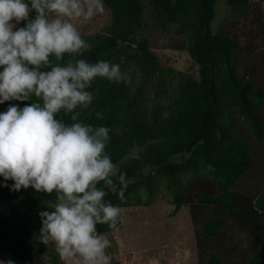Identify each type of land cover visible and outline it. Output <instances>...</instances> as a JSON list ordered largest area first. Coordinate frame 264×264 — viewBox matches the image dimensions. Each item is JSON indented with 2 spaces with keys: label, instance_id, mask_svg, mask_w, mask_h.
Here are the masks:
<instances>
[{
  "label": "trees",
  "instance_id": "16d2710c",
  "mask_svg": "<svg viewBox=\"0 0 264 264\" xmlns=\"http://www.w3.org/2000/svg\"><path fill=\"white\" fill-rule=\"evenodd\" d=\"M102 1L110 24L104 32L81 36L93 48L78 58L119 64L131 78L130 84L95 78L88 89L95 99L80 118L111 129L105 151L126 173L123 198L117 185L105 200L120 208L134 205L135 198L142 204L139 191L152 196L162 182L174 210L188 206L198 264H264V47L254 49L245 33L241 42L234 25L247 22L254 4V20L262 23L256 32L264 34L259 5L264 0H226L227 27L217 31L211 26L216 0H148L160 29L173 28L182 36L175 47L188 53L195 74L162 65L149 39L140 35L143 0ZM242 54L250 58L240 71ZM68 59L66 54L61 63ZM34 101L5 102L0 112L9 103L23 107ZM57 118L72 122L70 115ZM13 183L0 176V254L15 264H38L35 254L65 264L49 244L39 242V212L49 210L55 193L31 187L13 191ZM120 223L119 217L116 227ZM115 228L97 225L100 233Z\"/></svg>",
  "mask_w": 264,
  "mask_h": 264
},
{
  "label": "clouds",
  "instance_id": "9594fccd",
  "mask_svg": "<svg viewBox=\"0 0 264 264\" xmlns=\"http://www.w3.org/2000/svg\"><path fill=\"white\" fill-rule=\"evenodd\" d=\"M103 11L102 0H0V104L35 98L0 112V176L13 191L55 193L39 212V242L53 244L65 264H111V242L97 225L116 227L122 209L105 197L119 185L122 199L128 183L105 151L111 129L80 119L95 99L88 91L95 78L131 83L119 64L78 58L93 44L76 22Z\"/></svg>",
  "mask_w": 264,
  "mask_h": 264
},
{
  "label": "rangeland",
  "instance_id": "374dc122",
  "mask_svg": "<svg viewBox=\"0 0 264 264\" xmlns=\"http://www.w3.org/2000/svg\"><path fill=\"white\" fill-rule=\"evenodd\" d=\"M142 3L145 7V27L140 35L149 39L150 46L160 63L175 70L195 74L196 66L188 53L184 49L175 47L182 41V36H177L173 28L161 30L148 0H143ZM103 5V13H98L86 22H76L81 36H92L107 29L111 13L104 2ZM259 5L264 20V1ZM215 8L216 16L211 23L213 31L224 28L225 19L230 15V7L226 0H216ZM256 17V6L252 4L247 22L242 25V20L239 19L234 25L241 35L240 41L243 42L242 36L245 33L248 40L252 39L254 49L257 50L264 47V34L256 32V27L260 28L262 24L260 20H254ZM247 29L253 35L249 36ZM249 58L250 56L246 54L240 56L238 61L240 71L247 66ZM256 148H260V145ZM247 181L249 179L245 178L244 182ZM171 197L170 192L161 182L152 196H148L143 189L139 191L138 198L145 203L136 205L135 198L134 205L121 208L120 225L110 232H104L111 242V247L107 250L112 256L111 264H198V248L188 206L184 204L178 210H174ZM49 245L55 250L53 244ZM0 260L6 262V257L0 254ZM35 262L51 264L46 257L37 254H35Z\"/></svg>",
  "mask_w": 264,
  "mask_h": 264
}]
</instances>
